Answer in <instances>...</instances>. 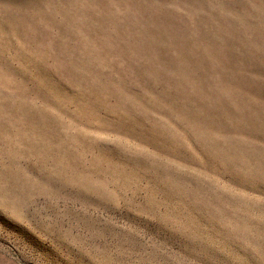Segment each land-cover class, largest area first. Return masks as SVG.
<instances>
[{
  "label": "rangeland",
  "instance_id": "rangeland-1",
  "mask_svg": "<svg viewBox=\"0 0 264 264\" xmlns=\"http://www.w3.org/2000/svg\"><path fill=\"white\" fill-rule=\"evenodd\" d=\"M0 264H264V0H0Z\"/></svg>",
  "mask_w": 264,
  "mask_h": 264
}]
</instances>
